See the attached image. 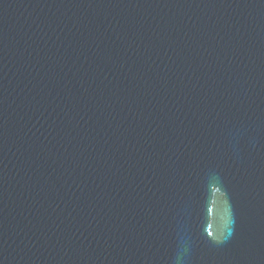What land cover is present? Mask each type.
I'll list each match as a JSON object with an SVG mask.
<instances>
[{"label": "water", "instance_id": "1", "mask_svg": "<svg viewBox=\"0 0 264 264\" xmlns=\"http://www.w3.org/2000/svg\"><path fill=\"white\" fill-rule=\"evenodd\" d=\"M0 264H264V0H0Z\"/></svg>", "mask_w": 264, "mask_h": 264}]
</instances>
